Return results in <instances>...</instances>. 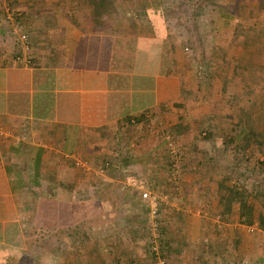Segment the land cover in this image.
Instances as JSON below:
<instances>
[{
    "label": "crops",
    "instance_id": "obj_1",
    "mask_svg": "<svg viewBox=\"0 0 264 264\" xmlns=\"http://www.w3.org/2000/svg\"><path fill=\"white\" fill-rule=\"evenodd\" d=\"M143 3L114 0L96 14L89 0H0V264H103L111 247L94 228L88 243L87 222L154 210L210 232L182 239L173 264H264V232L244 233L258 220L243 223L238 200L225 215L222 186L247 187L239 169L264 174L259 140H245L233 112L264 113V0H207L200 42L170 23L168 1ZM179 123L188 128L174 142L188 156L174 175L161 132Z\"/></svg>",
    "mask_w": 264,
    "mask_h": 264
},
{
    "label": "rangeland",
    "instance_id": "obj_2",
    "mask_svg": "<svg viewBox=\"0 0 264 264\" xmlns=\"http://www.w3.org/2000/svg\"><path fill=\"white\" fill-rule=\"evenodd\" d=\"M166 1H168L167 5L169 7L176 8L175 14H176V12L180 11L181 8H184L183 6H181L182 4L179 5L177 3L178 0H166ZM198 2H199L198 0H194L193 2L191 1L190 3H192V4H189L188 7L195 9V7L198 6ZM213 6H218V5L215 4ZM210 8L212 9L211 6H210ZM216 9H217V7H216ZM235 10H237V9H235ZM172 20H173V22L172 21L170 22V23H172V25L179 23L178 21H180L178 19H172ZM204 22H205V20H204ZM200 23L202 24L203 22L200 21ZM240 24L243 26V23H240ZM241 25H239V26H241ZM253 25H257V24L255 21H253L251 19H247V21H245V23H244V26H248V27H253ZM187 40H188L187 36L184 37V34H183V37H182L183 47H185V48L188 47L187 49H185V52H189V53L193 54L189 50L190 46L184 45V43L190 44ZM208 53L210 54V52H208ZM220 53L221 52L215 51L211 54V56L213 58H218V56L221 55ZM235 53H239V55L243 53V56L247 55L246 52L244 53L242 51H236ZM193 56H191V57H193ZM198 61H199V57H197V63H198ZM198 70H199V72L197 71V73L199 76V80H201V78H202L201 75H204V69L198 68ZM201 84L204 85V83H201ZM262 88H263V86H262ZM250 101H251V99L244 98L243 99V105L241 106V108L243 107V109H245ZM238 104H239V102H238ZM249 106L252 108L251 104ZM261 106H262V109L264 112V98L262 99V105ZM233 112L236 113L237 118L240 116L243 120H245L246 114H242L239 110L236 109V107L233 109ZM177 115H179V114H175L173 116H175V118L177 119V118H179V117H177ZM241 115H244V116H241ZM173 118L174 117H172V121H173ZM251 119H253L254 122H257L259 125L263 126V128H264V113L259 115L255 119L254 118H251ZM186 120H190L189 115H186L185 121ZM169 128L170 127H168V129ZM168 129L166 128L165 132H161V131L160 132L168 138V146L169 147L166 151V158L172 159V157H171L172 155L175 157L172 159L171 162H169L170 165L168 166V168L166 166V171L167 172L172 171V173H173L174 172L172 170L173 164H177L178 167H180V165H181V167H183V162L184 163L187 162L186 158H184V155H187L186 153H188V152L183 153L180 150V148H178L176 146L174 141L177 142V133L175 132V135H173L168 131ZM230 132H231V130H230ZM229 134L232 135L233 131ZM201 135L203 136L202 132H201ZM171 143L173 144V146L171 145ZM173 150L176 151L175 154L172 153ZM177 152H179L180 153L179 156H181L180 159L178 157L179 160H177L176 159L177 157L175 156V155L178 156ZM231 154L232 153H229V156L233 157ZM163 155L165 156V154H163ZM229 156H228V158H230ZM177 161H179V162H177ZM261 168H264V166ZM246 171L242 172V170L240 171V169H239V170H237V173H239L238 176L240 175L241 180L245 181V184H247V186H248L247 188H249L250 190H253L254 188L257 191L259 190L257 192L258 196H255V198L250 196L249 200H250V202H254L255 207H256V210H255L254 215H253V219H257L259 224H260V222H262V219L264 218V196L262 195V191H264V174H263V171H261V173H257V174H253V172H249V169H247ZM238 182H240V179ZM149 198H150V196L148 198H143V199L146 201L147 200L149 201L150 200ZM44 208H45V205H44ZM112 213H113L112 217H109L110 213L107 212V214H105L104 217L102 216V218L100 220H98L96 218V220H95L97 222L96 227L92 225L94 222L93 220H89L88 222L85 220L83 221L84 224H86V222H87V226L89 224L88 228H90L92 231L91 237H90L91 242H88L89 244H91L92 246H95V243L94 242L92 243V240L94 239V237H97L98 235L93 234V228H94V229H96V231H97V229H99V231L101 230V235H102L101 239L103 240V242H105V244L108 248H109V246L111 247V249H109L107 252H105V254L109 255L110 261L103 259V262H104L103 264H120V263H116V260L119 261L121 259L122 260L119 262H121V263L125 262L124 264H131V263L132 264H157V261L152 258V254H151V253H153L151 250V245H152L153 241L157 242L160 245V247L163 248V250H164L163 253L165 256L166 264H173L175 262V260H173V254L174 253L177 254V248L179 246H181L180 241L182 239L188 238V235H191L192 233L194 234L195 231H198V234L203 233V235H207L208 233H210L206 230V227L203 228L204 230H202L200 228L201 231L199 228L198 229H196L195 227L191 228V224H190L189 220L187 219V216L186 217L182 216L180 218L179 212L174 211V210H169L167 212L169 214V216L172 215L171 217H168L166 211H163V210H159L158 214H157V212L151 213V211L148 213L145 212L142 214L141 213L139 214L136 211H133V212L129 211V213L121 211V212H119V214L117 212H112ZM120 216L122 218L118 219V217H120ZM180 220L182 222L181 224L178 223V221H180ZM259 224H258V226H256L257 228H255V226H254V228H255L254 231L253 230L249 231L248 229H246V231L244 233L256 236L257 234L264 232V229H262ZM88 228L87 227L86 228L85 227H77V228L74 227V228H72V230H76L77 232L78 231L82 232V231H86ZM115 231H117V232H115ZM118 232L120 233V235L118 234ZM87 238H89V237H87ZM108 239L110 241H108ZM131 239L134 241L133 244L131 243V241H129ZM160 239L163 240L162 243H165V245H161ZM108 242H110V243H108ZM88 243H87V245H88ZM108 244H110V245H108ZM167 246H168V248H167ZM188 247H189V244L187 243V245L183 249L187 250ZM129 249H133L132 250V252H134L133 255H136L132 261L129 260ZM138 253H139V255L140 254H142V255L138 256ZM123 254H125L124 255L125 259L123 258ZM112 257H114V259Z\"/></svg>",
    "mask_w": 264,
    "mask_h": 264
},
{
    "label": "trees",
    "instance_id": "obj_3",
    "mask_svg": "<svg viewBox=\"0 0 264 264\" xmlns=\"http://www.w3.org/2000/svg\"><path fill=\"white\" fill-rule=\"evenodd\" d=\"M89 1H90L91 6H93L94 12L96 14L104 13L107 9H112L114 7V0H89ZM191 1L193 2L194 0H182L181 3H178L179 5L182 4L181 6H183L184 8L180 7L181 8L180 11L176 12V14H175L176 8H173V7L165 8V15L167 17L169 15H171L172 17L174 15L178 16V17H176L178 20H180L178 22L183 23L186 26L188 32L194 31V32H196L197 35H199V36H196L195 33L191 34V36H193V42H196L197 40H198V42H200L201 39H199L198 37H200V35H201L200 34L201 25L199 24L198 17H200V15L204 11L205 7L207 6V0H198L199 1L198 6H196L195 9L188 7L189 4H192V3H190ZM129 3H132L133 6H136V5L142 6L144 4L143 0H129ZM173 19H174V17H173ZM166 20H168V18H165V21ZM143 23L151 24V20H149L148 18H145ZM197 45L200 46L202 44L199 43ZM200 54H202V53L200 52ZM242 121L245 122L244 124H246V129H247L245 140H250L253 138H255L256 140H259V142H258L259 145H258L257 149L259 152L264 153V128H263V126L259 125V127H258V126L253 125L251 122V116H249L248 114L246 115L245 120H242ZM137 122H138V120L136 119L135 123H137ZM187 128L188 127L179 123V124L173 126V128H171L168 131L171 134L175 135V132L177 134L186 132ZM260 166L263 167L264 163L261 162ZM224 182H226V180L223 181L222 186H225L227 188V191H228L224 214L225 215L226 214L231 215L233 202H234V200H238V201H240V204H241L240 216L245 217L243 220V223L252 224L253 223V215H254V212L256 210V207H255L254 202H250L249 199H250V196L254 197V198H255V196H258L257 192L259 190L257 191V190H255V188L253 190H250L249 188H247L248 186L246 187L245 185H242V184H241V186H240V184L239 185L234 184L232 186L231 185L228 186V185L224 184ZM262 195L264 196V191H262ZM71 212H73V211H71ZM74 212L78 213L79 214L78 217L81 218L85 214L91 213L92 209H90L88 212L82 211V210H80L79 212H77V211H74ZM73 216H77V215H73ZM259 225L262 229H264V218L262 219V222H260ZM77 234H78V232H77ZM160 242H161V245H165V243H162L163 242L162 239H160ZM161 250H162L161 253L164 256V253H163L164 250L162 247H161ZM151 254H152V258L156 260L155 255L153 253H151ZM119 261L117 260V263H120Z\"/></svg>",
    "mask_w": 264,
    "mask_h": 264
},
{
    "label": "built area",
    "instance_id": "obj_4",
    "mask_svg": "<svg viewBox=\"0 0 264 264\" xmlns=\"http://www.w3.org/2000/svg\"><path fill=\"white\" fill-rule=\"evenodd\" d=\"M14 34L16 35L17 40H23L24 42H26V41L29 40V36H28L25 32L21 31L20 28H16V29L14 30ZM16 59H17V61H18V60L21 61V60H22V57L18 56ZM23 61H24V63L26 62V60H23ZM171 145L173 146L172 143H171ZM171 145H170V146H171ZM172 153L175 154L176 151L173 150ZM176 159L178 160V158H176ZM177 162H178V161H177ZM178 168H179V167L177 166V164H173V168H172V170L174 171V172H173L174 175L177 174V172H178ZM149 196H150L149 191H147V190L143 191V193H142V197H143V198H148ZM154 212L156 213L157 210H154ZM151 250H152V252H153L154 255H155V258H156L157 264H166L165 257H164V256L162 255V253H161V247H160V245H159L157 242L153 241L152 246H151Z\"/></svg>",
    "mask_w": 264,
    "mask_h": 264
}]
</instances>
